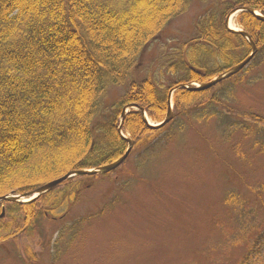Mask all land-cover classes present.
Returning <instances> with one entry per match:
<instances>
[{"label": "trees", "instance_id": "16d2710c", "mask_svg": "<svg viewBox=\"0 0 264 264\" xmlns=\"http://www.w3.org/2000/svg\"><path fill=\"white\" fill-rule=\"evenodd\" d=\"M191 1L0 0V197L28 194L68 173L116 161L127 149L117 129L124 106L135 104L152 122H162L172 89L207 83L250 54L246 39L227 30L224 21L239 8L264 16V0H225L217 11L201 15L192 39L173 46L162 58L167 59L165 72L177 74V79L168 75L165 83L162 77L148 75L127 84L145 48L186 12ZM236 22L256 46V56L264 49V22L244 11ZM125 84V93L108 103L109 90L124 91ZM216 85L202 91L176 89L174 111L209 103ZM171 121L149 129L141 112L129 110L121 131L133 147H141ZM259 146L264 152V143ZM91 177L70 178L28 205L0 202L22 214L7 223L10 233L4 240L15 239L21 232L16 224L33 223L42 206H49L37 205L40 198ZM240 264H264V231Z\"/></svg>", "mask_w": 264, "mask_h": 264}, {"label": "rangeland", "instance_id": "374dc122", "mask_svg": "<svg viewBox=\"0 0 264 264\" xmlns=\"http://www.w3.org/2000/svg\"><path fill=\"white\" fill-rule=\"evenodd\" d=\"M224 2L192 0L145 48L127 84L148 75L168 83L162 58ZM236 14L229 28L239 30ZM127 84L110 89L106 101ZM212 90L213 100L182 113L172 90L173 119L159 135L132 147L118 169L40 198L37 205L49 206L33 223L16 224L15 239L4 240L6 225L22 214L4 205L0 264H240L264 231V122L252 118L264 119V49Z\"/></svg>", "mask_w": 264, "mask_h": 264}, {"label": "water", "instance_id": "95a60500", "mask_svg": "<svg viewBox=\"0 0 264 264\" xmlns=\"http://www.w3.org/2000/svg\"><path fill=\"white\" fill-rule=\"evenodd\" d=\"M244 10L248 11L250 14H252L254 17H256L261 22H264V17L261 16L260 14L255 13L253 10L248 9V8H246ZM237 11H240V10H236V12ZM233 12H235V11H233ZM233 12H231V13H233ZM229 17H230V15H228L226 20H225V26H227V24H228ZM235 32L240 33L243 37L246 38V40L248 41V43L250 44V47H251V54L243 62H241L237 66L231 68L225 74L216 77L215 79L211 80L208 83L198 84V86H196V87H189V88L186 86L180 85L179 88L184 87V88H187L189 91L207 90V89H210L211 87H213L214 85H216L217 83H219L221 80H223V79H225L231 75H234L235 73L240 71L242 68H244L250 62V60L252 59V57L256 53V48L246 33L242 32V31H235ZM131 108L137 109L141 112V114L143 115V120L149 129H159V128L163 127L165 124H167L172 119V111H171L170 104L167 108L166 117H165L164 121H162L159 124H155V125L147 122V120L145 118V113L142 109L138 108L136 105H128L125 108H123V110L121 112V116H120L121 122L123 121V119L125 117L127 109H131ZM119 132H120V127H119ZM122 138H124V137H122ZM127 142H128V148H127L125 154L121 158H119L118 160H116L115 162H113L109 165H105V166H103L97 170H91V171L83 170V171L71 172V173H68L59 179H56L54 181H51V182L43 185L42 187L38 188L36 191H33L31 193H28V194L20 195V196L1 197L0 201L17 202V203H31L34 200H36L40 195L46 193L47 191H49L50 189H52L56 185L66 181L67 179L72 178L74 176L99 175V174H105L107 172H110V171L116 169L119 165H121L123 163V161L127 158L128 154L132 148L131 141L127 140Z\"/></svg>", "mask_w": 264, "mask_h": 264}, {"label": "bare ground", "instance_id": "6f19581e", "mask_svg": "<svg viewBox=\"0 0 264 264\" xmlns=\"http://www.w3.org/2000/svg\"><path fill=\"white\" fill-rule=\"evenodd\" d=\"M228 25H229V27H232V25H230V23Z\"/></svg>", "mask_w": 264, "mask_h": 264}]
</instances>
